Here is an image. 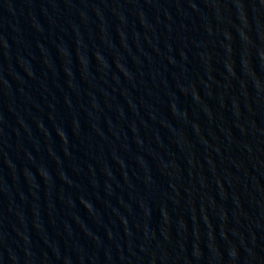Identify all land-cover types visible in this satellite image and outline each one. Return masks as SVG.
<instances>
[{
    "label": "water",
    "instance_id": "1",
    "mask_svg": "<svg viewBox=\"0 0 264 264\" xmlns=\"http://www.w3.org/2000/svg\"><path fill=\"white\" fill-rule=\"evenodd\" d=\"M0 264H264V0H0Z\"/></svg>",
    "mask_w": 264,
    "mask_h": 264
}]
</instances>
